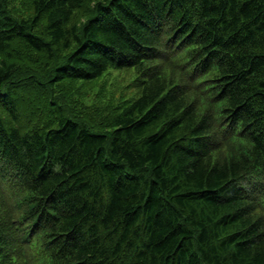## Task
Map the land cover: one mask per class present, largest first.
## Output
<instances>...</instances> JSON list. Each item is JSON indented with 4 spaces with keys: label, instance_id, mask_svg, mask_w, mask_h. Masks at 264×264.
Instances as JSON below:
<instances>
[{
    "label": "trees",
    "instance_id": "16d2710c",
    "mask_svg": "<svg viewBox=\"0 0 264 264\" xmlns=\"http://www.w3.org/2000/svg\"><path fill=\"white\" fill-rule=\"evenodd\" d=\"M0 264H264V0H0Z\"/></svg>",
    "mask_w": 264,
    "mask_h": 264
},
{
    "label": "rangeland",
    "instance_id": "374dc122",
    "mask_svg": "<svg viewBox=\"0 0 264 264\" xmlns=\"http://www.w3.org/2000/svg\"><path fill=\"white\" fill-rule=\"evenodd\" d=\"M135 77L133 70L116 71L110 70L105 76L98 79L94 83H86L85 87L90 91L91 100L94 102L92 105L95 110H103L109 104L113 102L127 101L133 98L136 94V90L131 88L133 79Z\"/></svg>",
    "mask_w": 264,
    "mask_h": 264
},
{
    "label": "bare ground",
    "instance_id": "6f19581e",
    "mask_svg": "<svg viewBox=\"0 0 264 264\" xmlns=\"http://www.w3.org/2000/svg\"><path fill=\"white\" fill-rule=\"evenodd\" d=\"M139 42V41H138ZM140 43V42H139ZM84 124V123H83ZM96 129V128H95ZM103 133V132H102ZM243 187V186H242Z\"/></svg>",
    "mask_w": 264,
    "mask_h": 264
}]
</instances>
